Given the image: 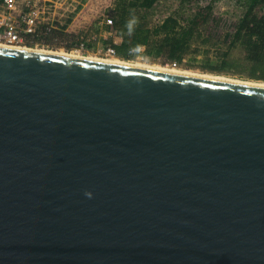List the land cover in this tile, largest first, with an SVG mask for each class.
Instances as JSON below:
<instances>
[{"label":"water","instance_id":"obj_1","mask_svg":"<svg viewBox=\"0 0 264 264\" xmlns=\"http://www.w3.org/2000/svg\"><path fill=\"white\" fill-rule=\"evenodd\" d=\"M0 264H264V88L1 47Z\"/></svg>","mask_w":264,"mask_h":264},{"label":"trees","instance_id":"obj_2","mask_svg":"<svg viewBox=\"0 0 264 264\" xmlns=\"http://www.w3.org/2000/svg\"><path fill=\"white\" fill-rule=\"evenodd\" d=\"M161 1L105 0L93 11L83 9L80 27L67 34L76 44H89L86 39L97 25L99 43L121 60L134 59L142 47V56L153 61L181 64L185 58L199 59L206 71L264 82V0H240L237 20L216 15L210 4L192 6L197 0H178L179 10L153 22L151 14ZM186 4L191 6L187 12L182 9ZM83 15L89 18L83 20ZM105 33L109 37H102ZM64 35L52 29L27 40L53 44ZM211 51H216L212 60Z\"/></svg>","mask_w":264,"mask_h":264},{"label":"rangeland","instance_id":"obj_3","mask_svg":"<svg viewBox=\"0 0 264 264\" xmlns=\"http://www.w3.org/2000/svg\"><path fill=\"white\" fill-rule=\"evenodd\" d=\"M81 2V5H78V9L74 10L73 7L65 6L64 4H59L58 2H54L51 4L49 18L52 25L58 26L59 31H62L64 36L60 39L57 38L53 41V44H30L26 47L30 50H40L46 52H55V53H77L82 57H92L100 60H111L116 57L109 51V47L103 44H100L98 41V35L95 33L97 25H94L89 36L87 37V43L89 44H76V42L70 38L71 35L67 34V31L70 29V26L73 28H79L81 23V13L79 12L81 8L85 9L89 7L90 11H93L95 6L98 3H103L105 0H78ZM42 4V3H41ZM192 6L197 4L199 6H205L207 4L212 5L213 11L216 15L223 16L229 18L231 20H237V18L242 13V9L240 7V0H197V2H192ZM188 7H191L189 4H186L184 8H182L185 12L188 11ZM66 9L63 11L61 9ZM179 10L180 6L178 5V0H162L159 5L155 8L153 14H151V18L153 22H158L164 16L175 12V10ZM80 13V14H78ZM83 20L89 18L86 15H83ZM65 28V29H64ZM68 29V30H67ZM67 34V35H66ZM102 37H109L108 33L103 34ZM115 37V35H114ZM117 39L116 37L114 38ZM118 41V39H117ZM216 51L210 52V59H214ZM119 59V58H116ZM121 60V59H119ZM199 59H190L185 58L181 64H178L176 70H186L189 72L197 73V74H208V75H221L231 79L240 80L244 82H260L251 80L247 78L238 77L232 74H216L213 72L206 71L205 69H201V64L198 61ZM126 61V60H122ZM126 62L132 64H150L157 65L160 67H167L166 62L164 60H150L146 59L144 56H137L134 59L128 60ZM169 68V67H168ZM170 69V68H169Z\"/></svg>","mask_w":264,"mask_h":264},{"label":"built area","instance_id":"obj_4","mask_svg":"<svg viewBox=\"0 0 264 264\" xmlns=\"http://www.w3.org/2000/svg\"><path fill=\"white\" fill-rule=\"evenodd\" d=\"M54 2L66 4L74 10L81 5L78 0H0V45L15 49L27 48V43L34 44L27 37L33 39L37 34H45L52 29L59 31L57 24L52 25L49 18L50 7ZM61 10L66 11L65 8ZM142 52L141 47L138 56H142ZM167 67L175 70L178 64L171 62Z\"/></svg>","mask_w":264,"mask_h":264},{"label":"bare ground","instance_id":"obj_5","mask_svg":"<svg viewBox=\"0 0 264 264\" xmlns=\"http://www.w3.org/2000/svg\"><path fill=\"white\" fill-rule=\"evenodd\" d=\"M6 48V49H15L14 47H6L4 45H0V48ZM18 50H25V51H32V52H38V53H44V54H50V55H54V56H63V57H69V58H74V59H86V60H90V61H99V62H105V63H109V64H114V65H122V66H127V67H131V68H137V69H143V70H151L154 72H164V73H171V74H178L181 76H187V77H197V78H205V79H210V80H216V81H223V82H230V83H236V84H244V85H251V86H257V87H261L264 88V83H258V82H244V81H240V80H235V79H231L225 76H221V75H208V74H197V73H193V72H189L186 70H173V69H169L168 67H160L157 65H150V64H132L126 61H122L119 59H111V60H100V59H95L92 57H82L80 55H78L77 53H63L60 51V53H55V52H46V51H40V50H30L28 48H22V49H18Z\"/></svg>","mask_w":264,"mask_h":264},{"label":"crops","instance_id":"obj_6","mask_svg":"<svg viewBox=\"0 0 264 264\" xmlns=\"http://www.w3.org/2000/svg\"><path fill=\"white\" fill-rule=\"evenodd\" d=\"M73 28H74V27H73ZM70 29H72V27H71V26H70ZM70 29H69V30H70ZM67 30H68V29H67ZM117 39H118V38H117ZM117 39H116V41H117Z\"/></svg>","mask_w":264,"mask_h":264}]
</instances>
